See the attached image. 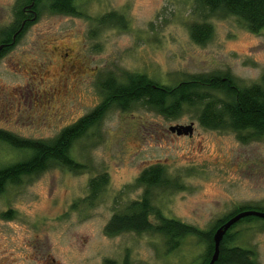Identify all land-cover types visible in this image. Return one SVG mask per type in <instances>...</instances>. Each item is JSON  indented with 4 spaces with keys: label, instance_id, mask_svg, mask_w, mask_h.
Returning a JSON list of instances; mask_svg holds the SVG:
<instances>
[{
    "label": "rangeland",
    "instance_id": "374dc122",
    "mask_svg": "<svg viewBox=\"0 0 264 264\" xmlns=\"http://www.w3.org/2000/svg\"><path fill=\"white\" fill-rule=\"evenodd\" d=\"M21 4L0 0V30ZM43 4L38 15L25 7L33 21L0 58V129L22 137L52 139L89 113L102 101L99 82L109 73H143L172 85L210 72H230L250 85L264 73V32H250L235 16L212 15L197 0H75L81 15ZM109 12L123 15L125 27L100 25ZM205 21L213 34L199 44L190 26ZM198 115L189 108L167 118L142 103L112 108L72 148L81 171L52 166L8 184L0 193V264H197L204 244L194 236L168 252L158 234L109 236L105 227L126 201L141 197L135 181L157 162L184 184L154 199L168 217L209 230L239 206L264 207V137L242 141L229 129L203 127ZM192 123V134L170 130ZM24 157L0 141V167ZM100 174L109 183L91 199L90 182ZM236 229L238 242L264 264V220Z\"/></svg>",
    "mask_w": 264,
    "mask_h": 264
},
{
    "label": "trees",
    "instance_id": "16d2710c",
    "mask_svg": "<svg viewBox=\"0 0 264 264\" xmlns=\"http://www.w3.org/2000/svg\"><path fill=\"white\" fill-rule=\"evenodd\" d=\"M20 2L22 4L16 11L15 21L0 30V46L4 44L0 58L4 52L14 47L18 38L32 23V19H27V11H24L26 6H31L35 14L39 12L42 3L53 12L81 15L75 0ZM197 2L212 15L237 17L252 33L264 32V0ZM98 22L100 25H126L124 16L117 12L102 15ZM190 33L196 43L204 44L212 37L213 26L206 21L194 22L190 26ZM99 89L103 95L102 101L89 113L63 128L52 139L27 138L10 130L0 129V141L25 153L23 159L0 167V193L8 184L19 185L27 177L40 175L52 166H61L74 172L85 168V165L72 155V148L92 126L100 123L112 108L127 111L133 105L142 103L167 118H178L186 109L197 108L198 120L205 128L229 129L237 133L242 141L264 137V73L260 82L250 85H240L230 72L190 74L173 85L161 83L143 73L127 72L125 78L109 73L100 79ZM108 183V175L100 174L94 177L90 182V198H97ZM135 185L144 189L141 197L126 201L117 209L106 225L105 233L109 236L126 231L158 234L164 238L168 252L177 250L185 238L194 236L204 244V251L197 264H209L215 252L214 233L232 216L245 210L264 211L262 206L242 205L218 218L209 230H202L195 225L166 216L163 210L154 204V199L160 192L184 189L181 179L171 177L163 163L146 166L138 175ZM253 220L264 218L249 215L229 228L221 242L220 254L215 264H261L257 251L238 242L237 226ZM106 264L116 263L107 260ZM125 264L129 262L126 261Z\"/></svg>",
    "mask_w": 264,
    "mask_h": 264
},
{
    "label": "water",
    "instance_id": "95a60500",
    "mask_svg": "<svg viewBox=\"0 0 264 264\" xmlns=\"http://www.w3.org/2000/svg\"><path fill=\"white\" fill-rule=\"evenodd\" d=\"M2 48V46L0 47ZM170 130L172 132L177 133L178 135L183 134H192L194 132V124H190L187 126L184 125H175L171 126ZM253 215L264 218V211L260 210H245L242 212L237 213L236 215L232 216L229 220H227L222 226H220L216 232L214 233V242H215V252L212 256L211 261L209 264H215V262L218 260L219 254H220V245L223 240V237L225 233L229 230L230 227H232L236 222H238L241 218Z\"/></svg>",
    "mask_w": 264,
    "mask_h": 264
},
{
    "label": "flooded vegetation",
    "instance_id": "af4514ba",
    "mask_svg": "<svg viewBox=\"0 0 264 264\" xmlns=\"http://www.w3.org/2000/svg\"><path fill=\"white\" fill-rule=\"evenodd\" d=\"M74 67H72L71 69H73ZM52 92L54 93H59L58 89H53Z\"/></svg>",
    "mask_w": 264,
    "mask_h": 264
}]
</instances>
